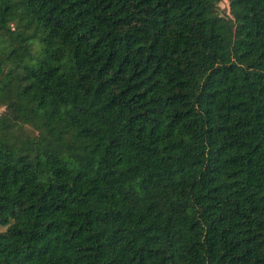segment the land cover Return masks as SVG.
I'll return each instance as SVG.
<instances>
[{
    "label": "trees",
    "instance_id": "1",
    "mask_svg": "<svg viewBox=\"0 0 264 264\" xmlns=\"http://www.w3.org/2000/svg\"><path fill=\"white\" fill-rule=\"evenodd\" d=\"M0 0V264H264V0Z\"/></svg>",
    "mask_w": 264,
    "mask_h": 264
},
{
    "label": "rangeland",
    "instance_id": "2",
    "mask_svg": "<svg viewBox=\"0 0 264 264\" xmlns=\"http://www.w3.org/2000/svg\"><path fill=\"white\" fill-rule=\"evenodd\" d=\"M220 10L222 13H229V0H222L220 3ZM5 107L0 106V114L4 111ZM4 228H0V230H3Z\"/></svg>",
    "mask_w": 264,
    "mask_h": 264
}]
</instances>
